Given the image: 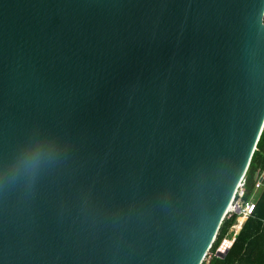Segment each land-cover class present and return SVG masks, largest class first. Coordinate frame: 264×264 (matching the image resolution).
I'll list each match as a JSON object with an SVG mask.
<instances>
[{"label":"water","instance_id":"water-1","mask_svg":"<svg viewBox=\"0 0 264 264\" xmlns=\"http://www.w3.org/2000/svg\"><path fill=\"white\" fill-rule=\"evenodd\" d=\"M262 96L264 0H0L3 264H201Z\"/></svg>","mask_w":264,"mask_h":264},{"label":"trees","instance_id":"trees-1","mask_svg":"<svg viewBox=\"0 0 264 264\" xmlns=\"http://www.w3.org/2000/svg\"><path fill=\"white\" fill-rule=\"evenodd\" d=\"M262 171H264V125L244 174V200L252 196L255 176ZM254 203L253 214L244 219V224L242 223L243 226L227 254L223 258H218L214 255L215 251L228 231L230 230L228 237L234 238L235 231L242 225L237 227L235 216L223 218L215 240L201 264H264V187L256 194ZM235 220L236 224L231 228ZM228 237L217 253L219 256L223 255L229 247Z\"/></svg>","mask_w":264,"mask_h":264},{"label":"built area","instance_id":"built-area-1","mask_svg":"<svg viewBox=\"0 0 264 264\" xmlns=\"http://www.w3.org/2000/svg\"><path fill=\"white\" fill-rule=\"evenodd\" d=\"M244 184H245V180H244V176H243L241 178L235 192H234V195H233V197H232V199L228 205V208H227V211H226L224 217L229 218L231 216H235V219L237 220V218L241 216V217H244L246 220L248 217H250L253 214L254 209H255L254 198H255L256 194L264 187V171L256 174L253 194L250 197V199H248V200L243 199ZM225 241H226V239L224 238L221 241L220 245L218 246V248L214 254L218 258L224 257L226 255L227 251L229 250V247L231 245L230 242H229V247L226 250V252L223 255H221L222 257L217 254Z\"/></svg>","mask_w":264,"mask_h":264},{"label":"crops","instance_id":"crops-1","mask_svg":"<svg viewBox=\"0 0 264 264\" xmlns=\"http://www.w3.org/2000/svg\"><path fill=\"white\" fill-rule=\"evenodd\" d=\"M243 221H244V219H242V221L241 222H239L238 224H237V227L238 226H240L242 223H243ZM235 224H236V220H235V222H234V224H233V226L231 227V228H233L234 226H235ZM244 224V223H243ZM243 224L237 229V231H235L236 232V234H235V236H234V238L233 237H228V233H229V231H228V233H227V235H226V237H225V239L228 237V240H230V239H235L236 238V236L238 235V233L240 232V230H241V228H242V226H243ZM230 228V229H231Z\"/></svg>","mask_w":264,"mask_h":264},{"label":"snow or ice","instance_id":"snow-or-ice-1","mask_svg":"<svg viewBox=\"0 0 264 264\" xmlns=\"http://www.w3.org/2000/svg\"><path fill=\"white\" fill-rule=\"evenodd\" d=\"M260 103L264 104V96L261 97ZM0 264H3V260L0 259Z\"/></svg>","mask_w":264,"mask_h":264},{"label":"rangeland","instance_id":"rangeland-1","mask_svg":"<svg viewBox=\"0 0 264 264\" xmlns=\"http://www.w3.org/2000/svg\"><path fill=\"white\" fill-rule=\"evenodd\" d=\"M240 222V218H237V224ZM235 239H230V240H228L231 244L233 243V241H234ZM216 252V251H215Z\"/></svg>","mask_w":264,"mask_h":264},{"label":"bare ground","instance_id":"bare-ground-1","mask_svg":"<svg viewBox=\"0 0 264 264\" xmlns=\"http://www.w3.org/2000/svg\"><path fill=\"white\" fill-rule=\"evenodd\" d=\"M238 218H240V222L242 221V219H245L244 217H241V216H240V217H238Z\"/></svg>","mask_w":264,"mask_h":264},{"label":"clouds","instance_id":"clouds-1","mask_svg":"<svg viewBox=\"0 0 264 264\" xmlns=\"http://www.w3.org/2000/svg\"><path fill=\"white\" fill-rule=\"evenodd\" d=\"M230 247H231V245H230ZM230 247H229V248H230ZM216 250H217V249H216ZM227 252H228V251H227ZM226 254H227V253H226ZM222 258H223V257H222Z\"/></svg>","mask_w":264,"mask_h":264}]
</instances>
